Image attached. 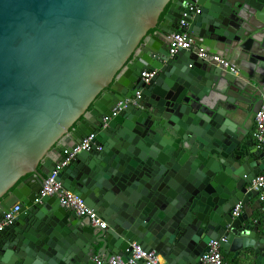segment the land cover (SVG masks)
<instances>
[{"label":"water","instance_id":"water-1","mask_svg":"<svg viewBox=\"0 0 264 264\" xmlns=\"http://www.w3.org/2000/svg\"><path fill=\"white\" fill-rule=\"evenodd\" d=\"M181 20L192 44L170 56ZM201 48L235 73L196 58ZM143 71H155L148 83ZM263 103L264 0H0V217L19 206L0 264L127 261L132 243L162 264H199L222 236L224 253L264 264V207L243 217L264 172L250 136ZM89 134L57 180L106 221L97 232L39 196Z\"/></svg>","mask_w":264,"mask_h":264},{"label":"built area","instance_id":"built-area-1","mask_svg":"<svg viewBox=\"0 0 264 264\" xmlns=\"http://www.w3.org/2000/svg\"><path fill=\"white\" fill-rule=\"evenodd\" d=\"M188 10H193L192 5H187ZM199 10H196L198 13ZM186 16V14H184ZM186 23L184 20L179 22V30L172 33L169 36V50L170 56L177 53L178 50L189 49L192 42L189 38V34L185 30ZM201 60H211L223 69H228L229 72L235 73V66L230 64L227 60L223 59L219 54H213L208 52L206 49L201 48L195 56ZM155 75V71H143L141 77L144 83H148L149 80ZM140 90L136 91L134 94V99H128L118 102L115 107L111 110L110 115H105L102 117L101 124L104 128L108 121L117 116L123 109H125L129 104H135V101L140 96ZM95 134H89L84 137L82 141L72 149H65L63 154L65 157L63 160L57 164L54 169L46 176L43 181L41 190L39 192L40 197H57L61 207L72 210L79 217L86 218L90 221V224L99 227L100 229H105L107 224L97 212L89 207L85 200L78 194L66 190L62 187V184L57 180V176L61 168L69 163L76 155L80 152H88L91 149V141L93 140ZM252 138L255 143L259 146L264 147V103L260 108L254 113V124L252 131ZM250 190H254L258 193L256 196L260 204H264V172L256 175L252 180L249 187ZM19 212V206L15 205L9 210L2 213L0 217V232L10 226ZM242 213V204L237 203L232 210L233 217H238ZM227 242L225 236L219 239L211 240L208 243V251L200 259L199 264H228L226 263L223 250L221 245ZM131 258L124 261L120 256L113 255L108 259H103L101 257H95L94 261L96 264H133L136 260H143L146 264H162V257L156 254L154 251H146L142 249L139 245L132 243L130 245Z\"/></svg>","mask_w":264,"mask_h":264},{"label":"crops","instance_id":"crops-1","mask_svg":"<svg viewBox=\"0 0 264 264\" xmlns=\"http://www.w3.org/2000/svg\"><path fill=\"white\" fill-rule=\"evenodd\" d=\"M243 17H245V16H243ZM250 136L252 137V133L250 134ZM261 206L264 207V204L260 205L258 203V200L256 197L252 198L250 201V204L247 205L245 209H243V217L248 218V219H250V218L252 219L254 217H257L259 214H261V212L258 210V208ZM82 221L85 224L91 226V228H94L95 232H97L99 230V229H97L98 227H95V226L91 225L90 223H88V219L84 218ZM233 256H234L233 253L225 252L224 257H225L226 263H228V264H243L239 258L234 259Z\"/></svg>","mask_w":264,"mask_h":264}]
</instances>
